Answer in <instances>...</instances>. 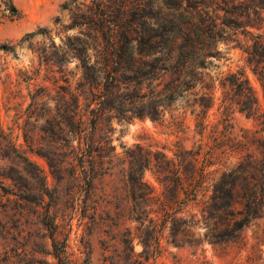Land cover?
Returning <instances> with one entry per match:
<instances>
[{"label":"trees","instance_id":"trees-1","mask_svg":"<svg viewBox=\"0 0 264 264\" xmlns=\"http://www.w3.org/2000/svg\"><path fill=\"white\" fill-rule=\"evenodd\" d=\"M90 3L72 16L71 9L79 11L75 0L60 6L61 12L69 14L67 28L77 27L83 37L70 49L80 75L71 90V110H65L68 129L57 127L64 134L71 133V174L80 175L87 191L96 176L114 170L120 174L129 203L127 218L136 224L147 255L157 249L164 229L173 239L186 242L199 240L193 231L197 226L203 228L202 238L209 242L236 238L250 220L264 216V136L243 131L226 139L214 137L209 144L178 150L171 157L135 144L117 158L109 144L108 122H128L135 116L159 118L177 102L190 111L205 112L212 100L204 72L207 59L216 56L217 43L239 45L237 32L244 38L245 61L261 82L264 95V33H259L264 24V0ZM0 14L8 21L20 17L12 0H0ZM57 22L55 18L54 24ZM32 36L25 35L16 46ZM13 49L14 45H0V50ZM88 49L92 51L89 56ZM70 50L60 58L69 57ZM41 53L44 60L54 57ZM225 82L234 99L223 96L224 108L234 100L240 111L255 113L256 101L242 73L226 76ZM228 127L223 124L224 131ZM0 136L5 147L15 151L10 139ZM214 150L234 161L220 171H209ZM146 170L158 192L143 179ZM45 218V225L51 227L48 214ZM130 241L126 232L121 242L128 261L132 257Z\"/></svg>","mask_w":264,"mask_h":264},{"label":"rangeland","instance_id":"rangeland-1","mask_svg":"<svg viewBox=\"0 0 264 264\" xmlns=\"http://www.w3.org/2000/svg\"><path fill=\"white\" fill-rule=\"evenodd\" d=\"M69 1L12 0L20 17L8 21L0 14V45H14L12 51L0 50V134L15 148H6L0 136V264H264V216L250 220L236 238L217 243L202 238L201 226L193 229L199 238L193 242L173 239L164 229L157 249L147 255L136 224L127 218L129 203L120 174L114 170L96 176L89 191L78 173L71 174V133L57 127L67 128L65 110H71V90L80 75L70 49L83 37L77 27L67 28L69 14L60 11ZM90 1L75 0L79 11L71 9V16L84 11ZM42 29L47 34H36ZM259 33H264V24ZM29 34L33 36L16 46ZM237 37L239 45L217 43L216 56L207 59L204 72L212 100L205 112L177 102L159 118L111 119L108 138L115 157L122 158L135 144L171 157L178 150L209 144L214 137L226 139L243 131L264 136L263 88L245 61L243 36L237 32ZM42 50L54 57L44 60ZM68 50L69 57L61 59ZM237 72L256 101L253 114L240 111L234 100L224 108L223 96L234 99L225 77ZM217 152L210 157L209 171L234 161ZM85 168L89 171L88 164ZM143 179L158 192L149 170ZM45 214L51 227L45 225ZM126 232L131 238L130 261L121 242Z\"/></svg>","mask_w":264,"mask_h":264}]
</instances>
